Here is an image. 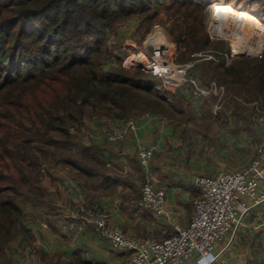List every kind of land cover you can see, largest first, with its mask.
<instances>
[{
    "label": "trees",
    "instance_id": "1",
    "mask_svg": "<svg viewBox=\"0 0 264 264\" xmlns=\"http://www.w3.org/2000/svg\"><path fill=\"white\" fill-rule=\"evenodd\" d=\"M216 1L222 0H0L1 257L12 238L28 234L21 220L23 208L44 203L43 163L55 159L71 167L94 189L105 178L102 148L94 139L85 145L77 134L87 119L122 122L152 113L210 125L227 111L247 120L248 103L264 107V59L235 58L226 66L225 54L217 51L220 61L200 63L205 82L215 80L227 88L222 99L227 107L215 118L212 104L218 98L205 99L199 115L181 90L169 93L171 101L162 99L157 90L160 78L137 67L133 71L105 45L108 30L130 16L140 14L152 21L155 8ZM244 1L224 4L241 7ZM256 4L264 12V0H251L241 8L252 11ZM184 13L192 15L193 9ZM169 34L185 50L181 61L212 44L206 25L199 28L196 18L177 21ZM110 60L120 63L108 65Z\"/></svg>",
    "mask_w": 264,
    "mask_h": 264
},
{
    "label": "crops",
    "instance_id": "2",
    "mask_svg": "<svg viewBox=\"0 0 264 264\" xmlns=\"http://www.w3.org/2000/svg\"><path fill=\"white\" fill-rule=\"evenodd\" d=\"M204 102L191 105L192 109L199 108L195 114H200L197 111ZM244 116L247 120L229 111L209 125L177 122L151 113L135 119L136 135L123 142L93 138L103 150L105 178L94 189L71 177L65 165L48 169L52 174L42 183L47 208L42 219L32 224L34 240L14 244L11 257L15 264H125L128 254L116 251L83 219V209L95 205L111 213L112 226H120L127 235L140 240H163L176 231V226H188L194 200L200 194L196 177L240 169L256 158L264 130L254 113L245 112ZM90 122L87 128L93 132L97 122ZM140 145L156 146L148 168L138 159ZM146 181L166 192L168 215L159 216L138 206ZM263 192L261 188L260 194ZM244 201L253 202L249 197ZM224 245L218 243L216 251ZM196 258L185 264H196ZM217 264H264V201L244 216L238 238Z\"/></svg>",
    "mask_w": 264,
    "mask_h": 264
},
{
    "label": "built area",
    "instance_id": "3",
    "mask_svg": "<svg viewBox=\"0 0 264 264\" xmlns=\"http://www.w3.org/2000/svg\"><path fill=\"white\" fill-rule=\"evenodd\" d=\"M170 51L171 42L167 38L155 37L145 43L143 52H136L130 60L162 80L157 87L159 90H169V86L183 88L190 84L196 101L211 94L218 95L215 111L219 110L224 87L216 83L201 86L198 75L192 77L190 74L194 63L177 64L174 54L169 56ZM252 105L264 130V107L257 102ZM137 131L135 119H128L117 125H99L91 139L120 143L136 135ZM155 150V145L138 147L137 156L142 166H150ZM256 152V158L246 167L197 176L195 183L200 194L194 200L190 223L186 227L176 226V231L163 240H140L127 235L120 226L111 225V213L99 205L84 208L83 219L93 225L116 251L128 254L125 264H185L195 255L196 264H217L221 254L238 238L244 216L264 201V192L260 194V189L264 188V139L257 145ZM141 192L139 207L151 209L159 216L168 215L167 194L163 189L146 181ZM246 197L252 198L253 202H245ZM221 242L225 245L216 251V245Z\"/></svg>",
    "mask_w": 264,
    "mask_h": 264
},
{
    "label": "rangeland",
    "instance_id": "4",
    "mask_svg": "<svg viewBox=\"0 0 264 264\" xmlns=\"http://www.w3.org/2000/svg\"><path fill=\"white\" fill-rule=\"evenodd\" d=\"M225 1L226 0L216 1L213 4L214 5L218 4L220 6H227L224 4L226 3ZM237 1H241V0H237ZM250 1L251 0H247V1L245 0L244 2L241 3V7L246 6V4H248ZM213 4L212 3L202 4V5L193 4V5H190L191 6L190 8L186 6H180V7L175 6L174 8L170 7V9L168 10L166 9V7H161L158 9L155 8L154 11H156L157 14H156L155 19L152 21H145L143 16L140 14L130 16L127 19H123L119 21L115 29L108 30V35H107L105 45L108 48V50L112 52V54L118 55L120 56L121 60L126 61L127 65L129 66V67L127 66L128 68H133V71H135V68L137 67L141 69L144 73H149L147 69L144 68L142 65L137 66L136 64H134L130 60V57L133 54L136 55L137 54L136 52L138 51L143 52L145 43L148 44L149 40H153V38L155 37H158L160 39L167 38L171 42V51L169 52V56H171L172 55L171 53H173L174 60L176 61L177 64L194 63L193 66L191 67L192 69L190 70L191 76L194 77V75H198L201 86L208 87L212 83H216L218 86L224 87L225 89L224 97H225L227 94V88H225V86L218 84L215 80L211 81L210 83H207L204 81L202 77V73H201L200 63L204 62V60L208 61L212 59L214 60V62L220 61L219 59L220 57H218L217 51H219V53L225 54L226 66H230L235 58H247V59H255V60L264 59V37H263L262 42L258 46L247 47V46L241 45L238 42V40L232 35L223 33L221 31H217L214 27L211 26V22L213 18V9H214ZM241 7H237L233 5L231 6V9L234 8V10H236L237 12L239 11V13L259 23L264 33V12L262 11L263 10L262 6L260 4H256L255 6H253L252 11L245 10L244 8H241ZM177 9L178 11H176ZM190 9H193V14L187 16L184 12ZM259 14H262L261 18L259 17ZM194 18H196V23L199 28L201 27L202 23L206 25V30L211 38L212 44L208 48V50L204 51V53L192 54L191 58H188L187 56V58L184 61H181L180 59H181V56L183 55L182 53L185 50L184 48L181 47L180 44L178 45V43H175L171 39V36L169 34V29L173 28L177 21L179 23H183L185 20L188 21ZM149 23H152V24L149 25ZM196 56H205V57H203L202 59L201 58L196 59ZM119 60H115V61L110 60L108 65L112 64V62L119 64L120 63ZM161 84H162V81H161ZM169 87H170L169 90L157 89L159 90L162 99H166V93H167V100L171 101V99H169L168 97L169 93L173 91H177V90L179 91L182 90L185 93L183 94L186 96L187 99L191 101L192 104L203 102L205 101V99L211 96H213L215 99L216 98L219 99L218 95L211 94L202 100L196 101L190 84L183 86V88H177V89H173L174 88L173 86H169ZM224 97H223V100H224ZM216 103H217V100H214L212 104V110H213V113L215 114L221 112L223 109H226L225 107H227L228 102L226 103V100H225L222 103L221 108L215 111ZM248 105L249 106H247L248 109L246 112H250V111L252 112V107H253L252 102L249 103ZM195 109H199V108H194L193 109L194 113L196 112ZM197 112L202 113V110L200 109ZM148 114H151V113H148ZM137 117L139 116L134 117V119H136ZM90 121L94 123L97 122L96 127H98L99 125H103V124H116L117 125L121 123L117 121H111L110 119L106 117H100L99 119H96V120L87 119L86 127H83L82 131L77 132V134L83 136L82 141L84 142L85 145H91L90 144L91 138L93 137L92 134L94 133V131L91 132L87 128V125ZM100 121H102V124H99ZM258 123L260 122L258 121ZM204 142L205 140H203L201 143L203 144ZM208 149H210V147ZM59 165H64V164L58 163V161L55 159H49L45 163H43L42 170H41L42 172L41 183H43V179L46 176H51L52 173L48 169L52 168L53 166H59ZM66 167H68V171L71 177H74L78 179L79 181L84 182L83 179L75 176L74 174L76 172L75 170H73L69 166H66ZM2 196L6 197V193L3 194ZM46 196H47V193L44 195V203H37V204L31 205L28 207L25 206L23 208L22 212L24 213H23L21 220L23 221V225L26 227L28 234H24L22 237H17V238L15 237L10 240V242L8 243L7 249H5L4 251L5 252L4 256L1 257L0 255V264H15V259L11 257L15 249L14 244L16 243L19 244L23 241L30 242L31 240H34V237L30 238V234L34 236L32 229L35 225H32V224H34L35 221L42 219V212L47 208L45 205ZM43 217H44V213H43ZM7 220L11 221V218H8ZM20 248L22 249V247ZM1 251L3 250H1L0 248V252Z\"/></svg>",
    "mask_w": 264,
    "mask_h": 264
},
{
    "label": "bare ground",
    "instance_id": "5",
    "mask_svg": "<svg viewBox=\"0 0 264 264\" xmlns=\"http://www.w3.org/2000/svg\"><path fill=\"white\" fill-rule=\"evenodd\" d=\"M211 26L217 31L232 35L247 47L258 46L264 37L259 23L228 6L214 5Z\"/></svg>",
    "mask_w": 264,
    "mask_h": 264
}]
</instances>
